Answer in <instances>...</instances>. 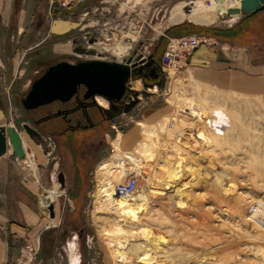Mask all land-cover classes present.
<instances>
[{
    "label": "rangeland",
    "instance_id": "rangeland-1",
    "mask_svg": "<svg viewBox=\"0 0 264 264\" xmlns=\"http://www.w3.org/2000/svg\"><path fill=\"white\" fill-rule=\"evenodd\" d=\"M42 1L39 7L45 8L39 12V34L34 32L31 40L24 39L20 46L27 50L25 57L22 52L19 56L22 61L17 73L24 71L23 77L12 80L7 68L0 71V126L7 133V151L0 164H7L11 178L7 191L25 192L55 238L71 243L69 252L66 250L71 264L77 261L78 251H85L88 258L83 254L79 264H91V259L95 264H264V231L257 223H264V112L254 111L251 106L249 113L238 104H228L223 97L181 81L170 68L168 73L161 71L163 76L157 83L131 79L129 88L134 94H129L122 110L113 111L108 102L96 97L98 104L97 99L104 101L108 123L91 136L82 132L56 137L45 132L38 141L23 128L28 125V116L20 100L48 64L83 60L124 63L128 57L133 61H148L149 57L159 60L165 46V37L160 35L167 25L165 16L172 6L170 16L178 7L182 20L194 22L202 17L194 5L199 0H191L184 12L183 4H175L180 0L155 1L142 8L139 17L132 15L123 20L115 16V8L86 17L78 8L74 15L67 12L50 18L47 0ZM251 25L260 45H264V17ZM36 27L35 23L33 30ZM193 34L199 35L195 31ZM119 43L130 45L120 58L105 51ZM172 92L177 98L176 108L184 110H175L170 125L145 124L157 140L155 136L145 137L144 132L141 141L131 146L133 130L137 134L140 128L141 132L136 123L142 114L162 108L165 97ZM179 97L191 101L194 115L179 103ZM211 99L221 102L212 103ZM206 112L214 113L209 121H205ZM242 112L250 120L243 121ZM199 134L204 139H198ZM119 136L126 151L133 152L146 142L152 154L150 160L141 157L135 163L125 161L116 174L117 184L130 175L136 176L138 187L131 196H146L149 201L146 215H140L135 226L130 227L128 220L122 222L125 230L134 227L128 235L115 232V208L105 205L98 209L97 202V170L115 156L113 143ZM179 159L186 169L176 186L181 194H176L167 188L172 186L170 183L152 176H168L171 164ZM59 173L64 175V187L58 182ZM56 187L58 196L50 202L49 193ZM49 205L53 206V218L49 216ZM7 214L16 223L14 213ZM143 230H149L150 237L142 235ZM160 237L164 244L157 246L152 240ZM117 250L125 253L123 259L113 257Z\"/></svg>",
    "mask_w": 264,
    "mask_h": 264
},
{
    "label": "crops",
    "instance_id": "crops-1",
    "mask_svg": "<svg viewBox=\"0 0 264 264\" xmlns=\"http://www.w3.org/2000/svg\"><path fill=\"white\" fill-rule=\"evenodd\" d=\"M155 1L165 0H85L80 6L69 8L68 13L74 15L77 9L81 8L86 17L99 10L108 13L115 8V16L123 20L132 15L139 17L140 10ZM191 2L193 1L180 0L175 4H183L184 12L185 7ZM42 3L44 4L40 0H0V71H6L7 68L12 80L20 79L24 75V71L23 74L17 73L21 63L19 56L23 53L25 57L27 52L20 46L24 39L31 40L34 32L39 34L41 15L39 12L45 8L39 7ZM238 4L239 0H236L234 6ZM171 9L165 16L167 25L163 28V32H160V35L165 37V46L169 38L180 37L178 34L185 29L175 31L177 35L175 37L166 35V31L184 23L192 24L196 29H208V35L200 37L211 41L210 46L201 43L190 55L181 56L176 67L172 68L176 76L181 81L186 80L217 98L218 96L225 98L224 102L228 104H238L246 112H252L251 106L254 111L264 112V45H260L257 36L252 32L251 25L257 19L264 17V10L250 16H227L228 8L224 11L218 10L212 15L211 22L203 25L188 18L171 24L168 22ZM35 23L37 27L33 30ZM189 35L199 36L193 33ZM163 50L159 60L155 61H159L160 72L168 73L169 69L161 68ZM173 92L168 95L169 98L165 97L162 108L150 109L143 113L142 119L140 118L136 123L138 127L141 126V122L147 126H155L168 116H173L177 101L172 95ZM211 102L219 104L221 101L211 99ZM182 105L185 106V110L190 112L194 110L189 99ZM246 112H242L243 121L250 120V116L246 118ZM204 115L205 121L210 120V115L214 117V113L206 112ZM141 132L140 128L137 134L133 130L131 146L135 147L141 141ZM10 181L7 164H0V185H2L0 186V264H60V260L64 262L61 264H71L68 253L71 243L67 241L61 243L59 237L55 238L53 232L49 230L51 226L43 223L35 207L29 203L25 192L11 191V189L7 191L6 185ZM31 185L29 183L28 188H31ZM8 212L14 213L13 219L16 223L12 222ZM86 245L87 249H90V245ZM75 254L77 257L75 264L80 263L83 254L88 260L85 251L83 254L80 251ZM94 261L91 259V264H95Z\"/></svg>",
    "mask_w": 264,
    "mask_h": 264
},
{
    "label": "water",
    "instance_id": "water-1",
    "mask_svg": "<svg viewBox=\"0 0 264 264\" xmlns=\"http://www.w3.org/2000/svg\"><path fill=\"white\" fill-rule=\"evenodd\" d=\"M264 10V0H239V4L226 10L227 16H250ZM155 63L152 57L133 61L128 57L124 63L103 60H83L75 64L61 61L48 65L30 84L20 105L24 111H33L53 102L67 103L81 86L85 88L83 98L100 97L109 106L122 105L134 91L129 88L130 80L135 74L142 73V65ZM27 135L42 141V137L29 126L24 125ZM7 151V137L3 126H0V157ZM61 187H64V175L57 176ZM50 218L54 217L53 206H48Z\"/></svg>",
    "mask_w": 264,
    "mask_h": 264
},
{
    "label": "bare ground",
    "instance_id": "bare-ground-1",
    "mask_svg": "<svg viewBox=\"0 0 264 264\" xmlns=\"http://www.w3.org/2000/svg\"><path fill=\"white\" fill-rule=\"evenodd\" d=\"M235 2H236V0H205V1L199 0V1L195 2L194 5L196 7V11H198L202 17L201 18L200 17L195 18L194 22L198 23V24H203V25L208 24L209 23V17H211V15H214V13L218 10L224 11L225 9L234 6ZM177 9H178V7H176L172 11V14L170 16L169 22L172 24L182 21L183 14L179 13L177 11ZM120 43L113 46V47H106L105 51H111L114 55H116L118 58H120L121 56H123L125 50L130 46V45L129 46L128 45H121ZM92 50H94V49H92ZM171 75H175L173 73V71H171ZM179 103L180 104L181 103H187L186 97H179ZM179 106L181 107V105H179ZM180 109L181 108H176L177 111ZM181 110H184V108H182ZM195 112L196 111L193 110L190 114L194 115ZM171 119H172V116H168L167 118H165L161 122L162 125L163 124H165V125L169 124L170 125ZM174 125L175 124H173V126ZM141 127H142V135L145 132L144 133L145 137L155 136L154 138L157 140L158 136L155 135V133H153V132H149V129L146 127V125L144 123H141ZM201 136L202 135L199 134L198 139H200V138L204 139ZM202 141H204V140H202ZM179 143H180V141H179ZM123 144H124V142L121 140V137L119 136L118 139L113 143L115 156L112 157L111 159L105 161L97 170V174H98V176H97V183H98L97 202H98V205H100V207L98 209H104L105 205L113 206L115 208L117 215H118L116 218V222L114 223V225L116 226L115 232L118 234L128 235L129 232L134 227H132V229L130 231L125 230V229H123L122 222L128 220L130 222V223H128V224H130V227H131V224H134V226H135L139 222V220H141L140 218H142V216H140V215H143V216L146 215L145 211L146 210L148 211L149 201H148V197H146V196H143V197L142 196L141 197L121 196L116 191V185H117L116 174L118 173V170H122V168L125 165V161L128 160L130 162L135 163V159L139 161V160H141V157L142 158L144 157L145 159L150 160V159H152L151 158L152 154L149 153V151L151 149L148 147L146 142H144V143L142 142V145L139 147L137 146L133 152L126 151L124 149ZM146 149H148V151H146ZM171 166H173V167L171 168V170L168 171L169 172L168 176L158 178L157 176H155L156 174H154L152 176V178L154 179L156 177V179H158L162 183H167V184L170 183L172 186H169L167 188L169 190L174 189L176 191V194H179L180 189L177 188L176 186L178 184V181L180 180L179 178H181V176L183 177L182 174L184 173V169H186V167L184 168L183 164H181V159L176 161L174 164H171ZM1 168H2V166H1ZM185 174H186V171H185ZM147 185L149 186L150 183H148ZM174 185H175V187H174ZM49 194H50V197H48V198L50 199V202H52L58 196L57 187L54 188ZM261 204L264 208V203H261ZM144 213H145V215H144ZM257 223H258V226H260V229L264 231V223H262L260 221ZM141 233H142V235H144L146 237H150V235H151L150 234L151 232L149 230H143ZM116 240H117V242H119L117 237H116ZM154 240H155V245H157V246H159V244L160 245L164 244V242H163L164 238H162V237H160V239L154 238L152 241H154ZM119 245H120V248L122 249L123 245L120 242H119ZM143 254L146 255L145 252ZM124 256H125V253L122 251H119V250L115 251V253L113 254V257H115V258L120 257L121 259H123ZM144 258L146 260H149L148 256H146Z\"/></svg>",
    "mask_w": 264,
    "mask_h": 264
},
{
    "label": "flooded vegetation",
    "instance_id": "flooded-vegetation-1",
    "mask_svg": "<svg viewBox=\"0 0 264 264\" xmlns=\"http://www.w3.org/2000/svg\"><path fill=\"white\" fill-rule=\"evenodd\" d=\"M51 64L53 63L48 65ZM149 68L150 65H147V63L141 67L143 73H146ZM150 74H153V71ZM154 78L157 79L158 75H154ZM84 93L85 88L81 86L67 103L56 101L33 111H24L23 109L26 116H28V125H26L40 136L45 132H49L56 137L82 132L86 134L88 132H99L108 123L106 109L102 106L104 99H97L99 105L95 98L84 99ZM123 106H126V103H123ZM109 107L113 111H118L121 110L122 105L114 104Z\"/></svg>",
    "mask_w": 264,
    "mask_h": 264
},
{
    "label": "built area",
    "instance_id": "built-area-1",
    "mask_svg": "<svg viewBox=\"0 0 264 264\" xmlns=\"http://www.w3.org/2000/svg\"><path fill=\"white\" fill-rule=\"evenodd\" d=\"M84 1L85 0H47L48 7L46 12L51 18L52 15L62 14L64 10L80 6ZM53 9H56L57 12L53 13ZM201 43L210 46L211 41L209 39H205L204 37L194 35L169 38L162 53V70L175 68L177 65V61L181 56L190 55ZM137 187V177L134 175H130L126 180L116 185V191L121 196H131L136 192Z\"/></svg>",
    "mask_w": 264,
    "mask_h": 264
},
{
    "label": "trees",
    "instance_id": "trees-1",
    "mask_svg": "<svg viewBox=\"0 0 264 264\" xmlns=\"http://www.w3.org/2000/svg\"><path fill=\"white\" fill-rule=\"evenodd\" d=\"M44 1H46V0H44ZM46 8H47V1H46ZM56 12H57V10L56 9H53V13H56ZM67 12H68V10H64L62 13H67ZM182 29H185V30L184 31H181L180 34H178V36L189 35L191 33H194V31L197 32V34H199V36H206V35H208V29H196V27L194 25L189 24V23H184V24H181L179 26L171 27L170 29H168L166 31V35H168V36L171 35L170 37H175V36H177L176 35V32H179V30H182ZM158 63H159V61H155V63H152L150 65V68L146 71L147 74L146 73H143V72L140 75L139 74H135L132 77V79L142 78L143 81H145V82H147V81H150V82L154 81L155 83H157V81L159 80V77L163 76V73L160 72V66H159ZM151 71H153V74H150ZM154 75H158V78L155 79L154 78ZM91 134H94V132H88V134H85V135L91 136Z\"/></svg>",
    "mask_w": 264,
    "mask_h": 264
}]
</instances>
